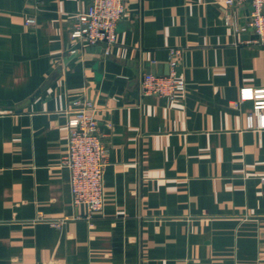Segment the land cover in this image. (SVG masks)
Here are the masks:
<instances>
[{
  "label": "crops",
  "instance_id": "obj_1",
  "mask_svg": "<svg viewBox=\"0 0 264 264\" xmlns=\"http://www.w3.org/2000/svg\"><path fill=\"white\" fill-rule=\"evenodd\" d=\"M88 1L0 0V264H264V128L248 124L264 113V45L242 42L249 5L125 0L104 54L69 34ZM170 47L184 91L141 94ZM83 92L108 146L90 220L61 165Z\"/></svg>",
  "mask_w": 264,
  "mask_h": 264
},
{
  "label": "built area",
  "instance_id": "obj_2",
  "mask_svg": "<svg viewBox=\"0 0 264 264\" xmlns=\"http://www.w3.org/2000/svg\"><path fill=\"white\" fill-rule=\"evenodd\" d=\"M226 6L249 5L248 24L254 37L242 42L264 45V0H223ZM125 14V0H89L87 7L72 16L69 34L73 41L99 45L104 54H109L116 42V25ZM228 22V19L226 18ZM35 22L33 16L25 18V25ZM246 31V27H240ZM182 48L168 49V72H144L138 80V90L144 95L173 98L184 91L183 78L178 74ZM73 109L66 121V149L61 165L68 169L71 202L74 206L85 205L91 219V212L99 211L104 205L103 175L107 164L108 146L104 133L95 117V107L91 98L83 92L72 101ZM256 121H249L250 127L264 128V113L256 109ZM264 182V175L261 177ZM73 218H80L74 215ZM70 217L59 215L45 217L38 213L34 221L46 222L56 229H62Z\"/></svg>",
  "mask_w": 264,
  "mask_h": 264
}]
</instances>
